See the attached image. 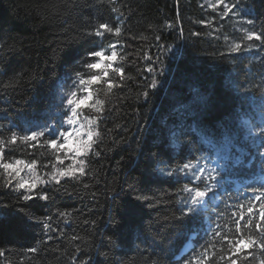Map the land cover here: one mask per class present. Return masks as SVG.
Here are the masks:
<instances>
[{"label": "trees", "instance_id": "16d2710c", "mask_svg": "<svg viewBox=\"0 0 264 264\" xmlns=\"http://www.w3.org/2000/svg\"><path fill=\"white\" fill-rule=\"evenodd\" d=\"M200 5L201 0H116L124 13L123 34L104 43L119 39L125 45L121 63L127 79L107 98L101 155L92 160L94 176L86 178L90 188L69 183L71 194L61 191L54 202L18 201L0 190V249L6 253L0 264H21V257L23 264H71L76 244L92 264H177L182 255H175L191 232L164 219L176 212V184L158 169L228 151L233 162L243 161L236 169L250 170L248 175L233 171L229 179L234 182L222 193L228 203L237 202L229 196H240L237 183L260 173L264 160L254 155L260 151L254 140L259 142L256 126L264 127V48L228 54L223 32L233 38L239 33L222 26L225 20L218 17L212 27L198 23L215 15ZM241 12L256 21L257 29L264 25V0H241ZM96 19L114 23L116 14L97 0H0V84L17 80L0 87V123L42 122L56 111L59 85L74 75L77 61L92 47V38L83 34L85 21ZM167 23L173 27H164ZM219 25L220 31L209 35ZM157 44L171 51L162 52ZM149 63L156 69L152 73L144 71ZM153 79L156 87H146ZM99 96L104 98L103 92ZM40 151L12 154L47 159ZM137 195L149 199L136 201ZM57 208L73 211L69 223L60 225L65 236L52 233L53 240L39 244L46 238L40 227L27 226L33 222L25 214L51 215ZM196 227L202 239H192L193 248L209 240ZM73 235L81 239L70 243ZM33 246L41 250L30 258L24 249Z\"/></svg>", "mask_w": 264, "mask_h": 264}, {"label": "snow or ice", "instance_id": "6c2138e0", "mask_svg": "<svg viewBox=\"0 0 264 264\" xmlns=\"http://www.w3.org/2000/svg\"><path fill=\"white\" fill-rule=\"evenodd\" d=\"M97 3L110 5L111 13L116 14V21H85L83 34L92 38L89 41L92 47L77 61L79 68L74 71V75L59 85L56 111L42 122L28 121L23 125L12 126L0 123V190H4L5 194H15L18 201L54 202L61 191L71 194L66 187L69 183L73 187L90 188L86 178L94 176L92 160L101 155L98 145L104 135L100 121L106 105L110 104L107 98L114 94V89L122 87L127 79L121 63L125 60L122 54L125 45L119 39L106 45L104 43L109 37H121L124 21L120 17L124 13L115 6L116 0H97ZM200 7L215 14L198 21L205 27H212L217 17L236 21L238 27H235V31L239 36L233 38L225 34L223 37L228 54L249 51L253 47L264 48V25L257 29L255 20L245 18L247 14L242 15L241 0H203ZM164 27L172 28L173 25L167 23ZM218 31L220 29L213 28L209 35ZM180 32L183 34L182 28ZM154 39L159 41L160 36L156 35ZM156 47L162 52L171 51L170 47L159 44ZM144 59L152 61L153 57L145 54ZM261 63L264 64V61ZM155 70L152 63L144 69L148 73ZM19 75L16 74L17 77ZM16 82V77H13L0 84V87L7 88ZM156 83L153 79L146 87L155 88ZM100 92H103L104 98L99 96ZM142 94L146 97L148 92ZM85 110L93 114L86 115ZM256 127L259 142L254 140V143L260 151L254 155L264 160V127ZM209 146L214 149L211 144ZM36 150H41L40 157L47 159L29 160L12 154L27 151L29 156H33ZM242 163L239 157L233 162L228 151L214 150V155L209 152L207 155L188 158L175 167L165 164L158 169L162 175L174 178L176 184L173 196L178 215L174 212L171 217L164 219L175 220L192 232L189 243L192 239L197 243L202 239L196 226L203 229L204 236L209 237L198 248L185 247L187 254L182 255L177 264H264V164L259 174L251 173L250 179L237 185L240 196H229V200L235 199L236 203H228L222 196V193L228 192L226 185L234 182L229 179L234 170L238 174H250L246 167L236 169V165ZM92 195L95 197L96 194ZM148 199L145 195L135 197L136 201ZM25 215L27 220L33 222L27 226L40 227L46 238L38 243L47 244L54 239L52 233L65 236L60 225L69 223L73 211L57 208L51 215ZM206 215L207 221L204 220ZM85 223L94 225L95 221L85 220ZM79 239V236L73 235L69 242ZM40 250V247L33 246L24 249V252L31 258ZM81 252L80 246L74 245L71 264H92V257ZM5 255V251L0 249V257ZM145 264H157V261L146 260Z\"/></svg>", "mask_w": 264, "mask_h": 264}, {"label": "rangeland", "instance_id": "374dc122", "mask_svg": "<svg viewBox=\"0 0 264 264\" xmlns=\"http://www.w3.org/2000/svg\"><path fill=\"white\" fill-rule=\"evenodd\" d=\"M202 3H203V0H201V4H202ZM224 20H225V23H221L222 26L228 24V25H230L231 27L233 26L234 28H235V27H238V25H236V21H235L234 19H224ZM220 26H221V25L218 26V29L221 28ZM231 29H233V28H231ZM233 30H235V29H233ZM223 34L225 35V32H223Z\"/></svg>", "mask_w": 264, "mask_h": 264}]
</instances>
